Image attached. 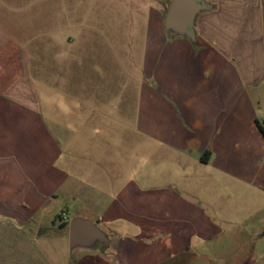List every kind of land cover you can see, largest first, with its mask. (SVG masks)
Instances as JSON below:
<instances>
[{
    "label": "crops",
    "instance_id": "1",
    "mask_svg": "<svg viewBox=\"0 0 264 264\" xmlns=\"http://www.w3.org/2000/svg\"><path fill=\"white\" fill-rule=\"evenodd\" d=\"M137 1L146 4L137 17L148 23L135 34L144 35L139 51L147 52L137 63L144 77L139 76L135 129L143 134L147 155L168 153L182 164L176 165L180 183L143 184L142 179H155L151 171L127 177L118 145L101 173L88 167L100 158L94 162L86 152L89 139L87 145L79 142L85 132L103 137V131L119 126L101 122L84 130L75 124L72 139L63 140L52 133L64 131L63 123L58 116L48 124L39 99L30 106L33 86L21 69L29 59L14 54L19 45L0 31V212L26 217L0 224V264H200L196 248L220 230L201 197L210 191L200 188L199 195L197 180L219 174L264 194V0H202L206 8L195 17L194 39L166 28L174 0ZM78 97L71 93V99ZM81 98L106 104L112 97ZM110 108L105 116L86 119L105 120L114 114ZM50 200L59 206L52 224L68 233L66 251L56 256L39 246L45 232H37V239L23 229ZM74 218L91 220L107 235L108 245L100 243L104 251L97 244L70 248ZM255 233L251 255L240 258H258L263 243L264 260V229Z\"/></svg>",
    "mask_w": 264,
    "mask_h": 264
},
{
    "label": "rangeland",
    "instance_id": "2",
    "mask_svg": "<svg viewBox=\"0 0 264 264\" xmlns=\"http://www.w3.org/2000/svg\"><path fill=\"white\" fill-rule=\"evenodd\" d=\"M140 5L137 0H0V31L19 45L14 54L22 60L25 56L29 59V66L23 65L21 69L27 71L33 86L31 92H34V98L29 99L30 106L39 99L47 123L53 124V119L58 116L63 123L64 131L52 133L63 140L67 136L72 139L70 128L75 124L82 125L84 130L87 127L94 129L101 122L109 127L119 126V131H103V137H94L91 131L85 132L87 136L84 135L79 142L87 145L84 140L89 139L86 152L95 158L94 162L97 157L100 158L87 164L88 167L101 173L118 145L119 153L125 159L127 177H131L134 171L141 174L151 171L155 179H142L143 184L180 183L182 170L176 165L182 164H175L168 153L158 152L155 157L147 155L143 134L138 135L135 129L136 98L143 86L139 76L141 79L144 77L143 69L137 63L138 59L142 60L143 55H147V52L139 51L144 35H135L143 32V22L148 23V18L137 17L142 12L138 8L146 6L145 3ZM71 93L80 98L71 99ZM101 93H107L112 98L105 100L106 104L81 98L83 94L100 96ZM111 105L115 108L114 114L107 113L105 120L99 117L92 124L86 119L90 114L105 116ZM73 107L79 109L74 116L71 115ZM55 123L59 124L56 120ZM103 138H109L110 142L102 141ZM101 142H104L103 146ZM187 174L183 172L182 175ZM197 182L199 195L200 188L210 191L202 193L201 197L210 203L205 209L216 220L220 230L216 238L196 248L202 257L199 258L200 264H232L231 261L233 264H264L259 254L263 243L256 249L258 258L249 261L240 258L252 253V242L249 240L252 232L254 235L264 229L261 228L264 225V194L238 179L224 178L219 174L214 178L198 179ZM53 204V200L47 202L35 222L23 229L37 239L40 238L37 232H45L39 246L47 252L54 251L51 255L56 256L58 252L66 251L68 233L60 230L62 225L52 224L59 214L56 210L59 206L54 208ZM24 218L17 212H0V224L11 219L20 223ZM97 249L104 251L100 243H97Z\"/></svg>",
    "mask_w": 264,
    "mask_h": 264
},
{
    "label": "water",
    "instance_id": "3",
    "mask_svg": "<svg viewBox=\"0 0 264 264\" xmlns=\"http://www.w3.org/2000/svg\"><path fill=\"white\" fill-rule=\"evenodd\" d=\"M205 8L202 0H174L165 20L166 28L194 39L195 17ZM69 231L71 249L92 247L97 243L107 246L109 242L107 235L89 219L74 218Z\"/></svg>",
    "mask_w": 264,
    "mask_h": 264
}]
</instances>
